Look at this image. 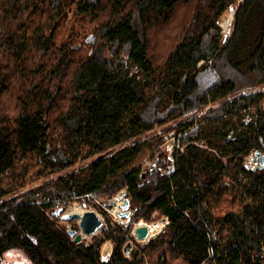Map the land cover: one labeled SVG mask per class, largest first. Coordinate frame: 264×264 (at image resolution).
<instances>
[{
    "label": "trees",
    "instance_id": "obj_1",
    "mask_svg": "<svg viewBox=\"0 0 264 264\" xmlns=\"http://www.w3.org/2000/svg\"><path fill=\"white\" fill-rule=\"evenodd\" d=\"M177 119L171 160L149 133ZM254 152L264 0H0V264L13 250L27 264H264ZM123 189L131 223L108 219L90 240L54 215ZM162 216L136 239L134 222Z\"/></svg>",
    "mask_w": 264,
    "mask_h": 264
},
{
    "label": "rangeland",
    "instance_id": "obj_2",
    "mask_svg": "<svg viewBox=\"0 0 264 264\" xmlns=\"http://www.w3.org/2000/svg\"><path fill=\"white\" fill-rule=\"evenodd\" d=\"M232 11H234V13H235L236 8L230 9L227 13H225L223 15L222 19L219 21V24L223 28V34L225 36H228V37L231 34L232 23H233V19H234V15H233V19L230 20V13ZM216 106H218V105L217 104H210V105L205 107L203 112L208 110V108H210V107L214 108ZM199 114H202V112H198L195 115H199ZM177 121H179V119L174 120L171 126H169L170 124L162 125V126L157 127L156 129H154L153 131H151L149 133V134L158 133V134H162L164 136L165 142L162 144L161 147L163 150H165L168 153L169 158L171 160H173L172 153H173V150L176 146V129H175V126L178 124ZM247 160H248L247 161L248 166L252 169L257 168L260 164H262V159L259 158L255 152L253 154L249 155ZM152 164H153V162L150 159H147V160H145L144 166H151ZM169 166H170V164H169ZM126 198H127V189H123L119 193H117L113 198H110L108 200H105L106 198H104V200L103 199H95L93 202L89 203L86 206L81 201H77V200L72 201V202L70 201L65 206V209L63 208V210L64 211H70L71 206L75 205V204L76 205L77 204L82 205L84 210L85 209H94L100 215V217L103 218V220H104V224L102 225V227L98 231V233H100L103 228H106L108 219H112V220H115L118 222H122L124 224L131 223L132 217L134 216V210L132 209L130 203L127 205L125 204ZM126 212H130L129 216L131 218L129 216L125 215ZM60 218L62 219V217H60ZM159 220L164 222V227L162 229V230H164L169 219L166 216H162L160 219H156L154 221H159ZM141 221H146L149 223L151 222V221H148L144 218H141L140 220L133 223V229ZM154 221H152V222H154ZM61 223L65 224L67 229L71 228L72 225H75L78 229H80L78 219H76V220L63 219V220H61ZM92 236H87L86 238L84 237L83 240H90ZM149 239H151V238H149ZM149 239L140 240V242H142V241L146 242ZM130 242H132V247H133V245H134L133 241H130ZM112 248H113V243L111 240H108L103 244L101 252H102V258L104 260H107L109 258L110 254L112 252ZM5 260H6L5 264H27L28 263L27 256L25 254H23L22 252L17 251V250H13V251L8 252V254L5 257Z\"/></svg>",
    "mask_w": 264,
    "mask_h": 264
},
{
    "label": "water",
    "instance_id": "obj_3",
    "mask_svg": "<svg viewBox=\"0 0 264 264\" xmlns=\"http://www.w3.org/2000/svg\"><path fill=\"white\" fill-rule=\"evenodd\" d=\"M256 155L262 159V164L259 167H264V155L261 156L260 152H256ZM130 199L126 198L125 204H129ZM86 206V204L84 203ZM130 212H126L125 215L129 216ZM54 215L62 217L66 220H79L78 229L75 225H72L71 228H68V233L71 236H74V240L80 242L87 236H92L98 233L99 229L104 224L103 218L94 210V209H85L82 213L79 212H70L64 211L63 207L58 208L54 211ZM130 217V216H129ZM133 233L138 241L143 239L148 235V229L144 226H135ZM132 242H128L125 246V251L130 253L132 250Z\"/></svg>",
    "mask_w": 264,
    "mask_h": 264
},
{
    "label": "bare ground",
    "instance_id": "obj_4",
    "mask_svg": "<svg viewBox=\"0 0 264 264\" xmlns=\"http://www.w3.org/2000/svg\"><path fill=\"white\" fill-rule=\"evenodd\" d=\"M233 15H234V11H232L230 13V20L233 19ZM226 24V23H225ZM228 25V24H227ZM254 151V150H253ZM255 155V154H254ZM248 161V160H247ZM26 164V163H25ZM63 171V170H62ZM128 198V197H127ZM77 199V198H76ZM79 199V198H78ZM132 199V198H131ZM70 211L71 212H79V213H82L84 211V208L82 205L80 204H75V205H72L71 208H70ZM138 226H144L148 229V235L146 237H144L143 239L141 240H144V239H149V238H152L154 236H156L164 227V222L159 220V221H154V222H146V221H141Z\"/></svg>",
    "mask_w": 264,
    "mask_h": 264
}]
</instances>
